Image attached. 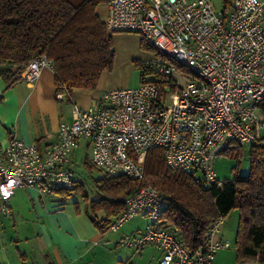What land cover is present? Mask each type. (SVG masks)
<instances>
[{"label": "built area", "instance_id": "2783aa9c", "mask_svg": "<svg viewBox=\"0 0 264 264\" xmlns=\"http://www.w3.org/2000/svg\"><path fill=\"white\" fill-rule=\"evenodd\" d=\"M104 6L109 33L137 34L158 55L188 71L190 79L179 87L172 79L175 66L161 65L157 73L172 80L164 92L143 83L104 92L93 108L73 104L71 122L59 126L55 143L44 152L35 142L10 138L0 146L1 216L12 217L10 200L17 188L45 196L71 187V157L82 140L90 163L107 175L142 180L146 154L159 148L168 168L193 175L205 188L222 183L214 168L220 153L261 143L264 0H233L226 15L210 0H104ZM44 67H50L47 58L36 56L21 80L35 84ZM166 206L151 186L128 196L108 229L119 230L139 213L149 223L116 244L136 251L153 246L160 252L158 264H216L217 253L231 246L217 238L223 219L209 227L205 247L190 254L159 226Z\"/></svg>", "mask_w": 264, "mask_h": 264}, {"label": "trees", "instance_id": "16d2710c", "mask_svg": "<svg viewBox=\"0 0 264 264\" xmlns=\"http://www.w3.org/2000/svg\"><path fill=\"white\" fill-rule=\"evenodd\" d=\"M232 1L223 0L224 15ZM103 3L104 0H0V78L5 88L21 80L31 60L44 55L57 91L93 89L101 74L112 69L114 61L111 33L96 12L97 6ZM142 41L147 49L154 51ZM155 54L157 60L160 56ZM168 60L167 66H175L177 71L184 69ZM156 75L162 76L157 72ZM171 81V78L146 81L143 73L140 74V84H154L161 92L166 91ZM1 97L0 94V100ZM259 107L264 115V100ZM244 147L250 164L248 173L240 175L235 168L232 179L206 188L195 182L193 175L168 168L159 148L146 154L142 180L107 175L98 169L102 176L96 181L98 199L92 200V209L103 210L106 216L99 219L97 212H88V215L104 233L111 219L123 210L125 199L151 186L167 202L159 226L182 241L185 249L193 254L205 247L209 227L236 209L239 212L234 248L236 263L264 264V132L260 144L237 146L224 153L239 162ZM73 184V189L54 192L69 195L78 188L75 179Z\"/></svg>", "mask_w": 264, "mask_h": 264}, {"label": "crops", "instance_id": "0c3cea01", "mask_svg": "<svg viewBox=\"0 0 264 264\" xmlns=\"http://www.w3.org/2000/svg\"><path fill=\"white\" fill-rule=\"evenodd\" d=\"M96 12L103 16L104 20V3L97 6ZM111 40L115 52L113 69L111 72H103L93 89L57 91L50 67L41 70L35 84L20 80L6 89L0 78V146H5L10 138L15 137L24 143L35 142L39 150L44 152L55 143L59 126L71 122L73 104L81 109L93 108L98 105L101 95L106 91L140 85V76L133 86L124 84L121 81V68L125 66L130 71L132 61L138 59L156 60L155 52L147 49L135 33H111ZM59 94L62 95L61 98L57 97ZM74 155L75 153L71 157V166L76 162ZM41 200L47 206L43 196L37 197L30 188L20 187L15 190L10 200L12 217L0 215V264H95V258L92 263L86 261V255L92 249L89 245H94L98 240L97 228L88 212H74L71 208L66 212H46L41 209ZM31 202L36 212H25ZM98 213L106 216V212H97L96 217ZM34 219H48V224L37 221L36 226ZM123 225L117 231H120ZM223 225L224 222L221 226ZM9 226L20 234L25 233L21 236L22 239L18 238V243L8 241V236H1L2 231L5 232ZM142 231L137 227L130 235ZM217 238L223 239V229H220ZM22 240L25 242L22 243ZM39 240L43 241L42 246ZM147 249L154 251L155 264H158L160 252L153 246H147L141 250V254L144 255ZM216 264H237L235 251L230 252V248L220 250L216 256Z\"/></svg>", "mask_w": 264, "mask_h": 264}, {"label": "rangeland", "instance_id": "374dc122", "mask_svg": "<svg viewBox=\"0 0 264 264\" xmlns=\"http://www.w3.org/2000/svg\"><path fill=\"white\" fill-rule=\"evenodd\" d=\"M210 1L216 11H223V0ZM99 17L103 20V16L99 15ZM113 33L115 34L117 32ZM162 63L166 66L170 65L168 58H165L163 56L158 57L157 60L151 61H145L140 59L134 60L132 61V69L130 71L125 66L121 68V81L124 84L127 83L129 86H133V83L136 82L137 77L140 76L141 73H143V76L146 81L168 80L169 77H159L158 75H156V72L158 68L162 65ZM112 69L107 72H111ZM172 79L179 87H182L190 79V73L185 69L178 70L174 73ZM168 90L169 88H167V91ZM85 144L86 143L83 140L80 142V147L78 148V150H76L74 155L76 162L72 166V169L75 173V180L77 182L76 186H78V188L74 191H70L69 195H62L61 193L54 192L49 195L43 196L44 201L47 202V206H45L44 202L41 200V209L46 210V212H66L68 208H71L74 212L85 211L89 212L90 214L91 212H104L103 210L92 209V200L98 199L96 196V181L102 176V173L98 169L92 167V164L90 163L89 159V151L86 149ZM85 162L87 164H85ZM249 167L250 164L247 156V147H244L243 156L239 159V162L237 158L232 157L228 153L224 152L220 153L214 161V168L217 173V178L219 180L232 179L234 176L235 168H237L240 175H246L249 171ZM73 186L75 188V184H73L68 189H73ZM31 190L37 197H39L38 193L34 189ZM25 212H36L34 210V207L32 206V202L30 203L29 208L25 209ZM97 215V218L104 219L103 213H98ZM238 216L239 212L236 209L231 211L223 219L224 225L220 228L221 231L223 229V239H228L231 243L230 252L235 251L234 248L236 230L238 225ZM53 218L54 216L52 217V219ZM34 221L36 222V226L38 225L37 221L38 223L48 224V219H34ZM148 223L149 220L145 216H142L141 213H139L133 219L126 222L120 231L108 229L104 233H101L99 229H96L98 232V240L97 242H94V245H91L93 243L89 245L92 249L86 255V261L92 263L95 258V264H155L156 254L154 253V251H149V249H147L146 253L143 255L141 254V250L136 251L133 249L123 248L116 244L121 237L130 235L132 231L137 229V227L144 231ZM61 226L64 229H67L64 224H61ZM23 234L25 233L20 234L19 232L14 230L13 227L9 226L8 228H6L5 232L2 231L1 236L3 238L8 236V241L13 240L12 242L18 243L17 241H19V239H22L21 236ZM23 242L25 241L22 240V243ZM38 242L42 246L43 241L39 240ZM240 264L260 263L256 261H249Z\"/></svg>", "mask_w": 264, "mask_h": 264}]
</instances>
